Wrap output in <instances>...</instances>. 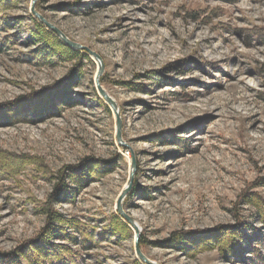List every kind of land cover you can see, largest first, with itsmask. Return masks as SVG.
<instances>
[{"label":"rangeland","instance_id":"1","mask_svg":"<svg viewBox=\"0 0 264 264\" xmlns=\"http://www.w3.org/2000/svg\"><path fill=\"white\" fill-rule=\"evenodd\" d=\"M9 2L0 15V106L59 102L54 87L69 101L42 115L0 113L1 166L4 157L22 159L17 174L0 173V250L37 238L46 225L40 206L60 176L94 160L111 165L78 187L66 183L74 194L53 205L77 222L80 231L65 233L79 244L50 242L80 264H145L124 217L151 263L264 264L263 226L243 202L251 193L264 199V0ZM34 21L78 55L32 57ZM100 69L120 141L116 112L97 91ZM113 219L127 226L119 236L105 234ZM235 226L245 237L229 259L208 244L165 243L176 232L211 237Z\"/></svg>","mask_w":264,"mask_h":264},{"label":"trees","instance_id":"2","mask_svg":"<svg viewBox=\"0 0 264 264\" xmlns=\"http://www.w3.org/2000/svg\"><path fill=\"white\" fill-rule=\"evenodd\" d=\"M216 1L230 3L232 0ZM10 3L11 2H9V0H0V15L8 11V8H10ZM34 23V30L29 32V40L37 44L38 47L31 54L32 57H40L41 60L49 61V59L53 58L72 59L74 56L78 55L79 52L70 50L57 41V38L53 33L46 31L36 21H34ZM4 30L5 26L0 24V31L3 32ZM60 89L64 94L65 89L63 87ZM52 90L57 91L58 95L54 94L55 91H53L52 95H54V97L59 102H44L43 107H37V105H41L39 101L41 98L38 99L33 97L29 98V100L19 101L18 103L16 102V104H4L0 106V110H2L0 113L8 112L26 115L31 111L33 115H42L48 111L57 110L56 107H58V104L62 105L68 103V97L63 95L61 99L58 98L59 95H61L60 90H57L56 87H54ZM32 99H36V101H33ZM8 105H12L11 109H9ZM5 106L7 107L3 110L2 108ZM4 159L6 164L1 166L3 164L0 163V173H2L3 176L17 174L18 170H16V167H18V164L21 163L22 159H7L6 157H4ZM23 165H27V162H24L22 167ZM109 165H111L109 162L101 164L94 160L88 161L87 163L82 164L80 167L69 168V171L66 174L61 175L59 183L54 187V191L49 195L47 202L40 206L41 214L45 215L46 217V225L42 232L34 240L27 242V244H24L13 251L5 252L0 250V264H80L79 255L77 253H74L69 248H65L60 244H51L50 242V240L56 239L63 241L67 240L71 243V245L75 246L79 244L74 235L69 236V234L67 235V233H65L66 230L75 232L80 231L77 222L73 219H67L61 214H58L53 209V205L65 201L68 199V197L74 194L68 191V186L66 183L78 187L82 184L84 178L87 181L91 179L92 176L97 174L98 172L96 169H99V167L106 169L105 166L108 167ZM243 202L255 208L256 219L262 224L264 229V199L258 197L254 193H251L245 194L243 197ZM125 228H127L125 224L118 221V219H113L109 225L108 231H105V234L106 232H110L119 236L123 231H125ZM244 237L245 236L242 235L241 229H239L238 226H235L227 228L226 230L224 229L223 232L211 235V237L205 232L197 234L176 232L173 233L165 243H167L169 246L179 247L183 250H188L189 248L194 251L203 249L206 247L205 245L208 244V246H215L221 255H223L226 259H229V257L238 256V251L240 250L239 245L244 241ZM142 244L143 246L145 245L144 242Z\"/></svg>","mask_w":264,"mask_h":264},{"label":"water","instance_id":"3","mask_svg":"<svg viewBox=\"0 0 264 264\" xmlns=\"http://www.w3.org/2000/svg\"><path fill=\"white\" fill-rule=\"evenodd\" d=\"M39 20H41V22L43 24H45L50 30H52L57 36H60L61 37V40L66 43L67 45L73 47V48H76V49H82L83 47L81 46H78L76 44H73L71 42H69L66 38H64L62 36V34L59 32V30H57L56 28H54L53 26L47 24L41 17H39ZM92 56L96 59V60H99L98 57L92 53ZM101 71L102 69L98 70V73L96 74V77H95V82H96V87H97V91L98 93L100 94V96L102 98L105 99V101L110 105V107L113 109L114 112H116V138L118 141H120V130H121V122H120V118H119V115L117 113V109H116V105L115 103L113 102V100L111 98H109V96L103 91V89L101 88L100 84H99V78L101 76ZM134 168H135V165H134V162L132 160V163H131V175H130V180L127 184V186L125 187V189L122 191V193L120 194L119 198H118V201H117V211L120 212V203L121 201L123 200V198L126 196V194L130 191V188H131V184H132V175H133V172H134ZM128 222L129 224H131L132 227L135 228V231H136V237H135V244H136V254H137V257L139 258V260L145 264H154V263H151L149 262L141 253L140 251L138 250L137 248V243L139 241V232L137 230V228L135 227V225L132 223L131 220H129L127 217H124Z\"/></svg>","mask_w":264,"mask_h":264}]
</instances>
